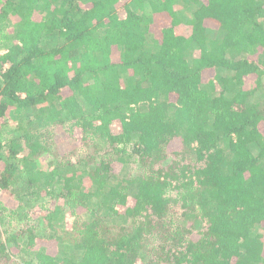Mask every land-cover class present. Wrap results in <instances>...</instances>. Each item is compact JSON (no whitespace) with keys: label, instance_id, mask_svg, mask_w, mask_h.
I'll use <instances>...</instances> for the list:
<instances>
[{"label":"trees","instance_id":"trees-1","mask_svg":"<svg viewBox=\"0 0 264 264\" xmlns=\"http://www.w3.org/2000/svg\"><path fill=\"white\" fill-rule=\"evenodd\" d=\"M0 264H264V0H0Z\"/></svg>","mask_w":264,"mask_h":264},{"label":"rangeland","instance_id":"rangeland-1","mask_svg":"<svg viewBox=\"0 0 264 264\" xmlns=\"http://www.w3.org/2000/svg\"><path fill=\"white\" fill-rule=\"evenodd\" d=\"M189 17H190L189 13H186V14L184 13L182 18L185 19V18H189ZM150 38L151 37L149 36V39ZM150 41H151V39H150ZM48 207L51 209L53 207V204H50ZM47 213H48V209L47 208L43 209V208H41L39 206H37L35 208V210L31 213L32 214V219L38 220L39 227L41 229H46L45 216L47 215Z\"/></svg>","mask_w":264,"mask_h":264}]
</instances>
